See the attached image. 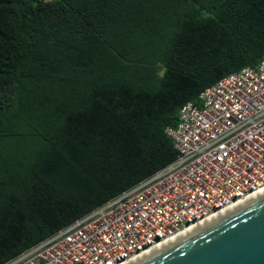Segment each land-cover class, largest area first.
<instances>
[{"label":"trees","instance_id":"trees-1","mask_svg":"<svg viewBox=\"0 0 264 264\" xmlns=\"http://www.w3.org/2000/svg\"><path fill=\"white\" fill-rule=\"evenodd\" d=\"M264 54V0H0V264L177 156L187 101Z\"/></svg>","mask_w":264,"mask_h":264},{"label":"built area","instance_id":"built-area-1","mask_svg":"<svg viewBox=\"0 0 264 264\" xmlns=\"http://www.w3.org/2000/svg\"><path fill=\"white\" fill-rule=\"evenodd\" d=\"M165 133L177 156L2 264H126L264 186V54L204 88Z\"/></svg>","mask_w":264,"mask_h":264},{"label":"water","instance_id":"water-1","mask_svg":"<svg viewBox=\"0 0 264 264\" xmlns=\"http://www.w3.org/2000/svg\"><path fill=\"white\" fill-rule=\"evenodd\" d=\"M131 264H264V195Z\"/></svg>","mask_w":264,"mask_h":264},{"label":"bare ground","instance_id":"bare-ground-1","mask_svg":"<svg viewBox=\"0 0 264 264\" xmlns=\"http://www.w3.org/2000/svg\"><path fill=\"white\" fill-rule=\"evenodd\" d=\"M261 195H264V186L261 187V188H259V189H257V190L254 191L253 193H251L246 199L241 200V201H237V202L234 203L233 205H231V206L225 208L224 210L218 212L216 215L211 216L210 218L205 219V220H204L203 222H201L200 224H197V225H194V226L192 225V226H190V227L184 229L183 231H181L180 233H178L177 235H175L173 238H170V239H168L167 241L162 242V243H161L159 246H157V247H154V248H152V249H150V250H147V251L143 252L141 255L136 256V258L131 259V260H130L128 263H126V264H131V263L137 261L138 259H140V258H142V257H144V256H146V255H148V254H150V253H152V252H154V251H156V250H158V249H160V248H162V247H164V246L170 244L172 241H175V240H177V239H179V238H181V237H183V236L189 234L190 232H192V231L198 229L200 226H204V225H206V224H208V223L214 221L215 219H217V218H219V217H221V216H223V215L228 214V213L231 212L232 210H235V209H237V208H240L242 205L247 204L250 200H254V199L260 197Z\"/></svg>","mask_w":264,"mask_h":264}]
</instances>
